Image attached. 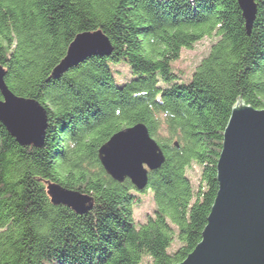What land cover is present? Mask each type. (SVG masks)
I'll return each instance as SVG.
<instances>
[{"label": "trees", "instance_id": "obj_1", "mask_svg": "<svg viewBox=\"0 0 264 264\" xmlns=\"http://www.w3.org/2000/svg\"><path fill=\"white\" fill-rule=\"evenodd\" d=\"M248 33L238 0H0V66L9 88L48 111L43 146L0 121V264H178L196 248L219 191L224 132L240 97L264 109V0ZM114 47L53 77L83 31ZM214 38L183 81L184 48ZM133 75L120 82L117 64ZM0 97H2L0 90ZM145 123L166 160L138 190L103 167L116 131ZM178 142L176 145L175 142ZM200 168L195 185L188 170ZM90 194L79 214L53 204L48 182ZM155 208L135 216L136 191Z\"/></svg>", "mask_w": 264, "mask_h": 264}, {"label": "water", "instance_id": "obj_2", "mask_svg": "<svg viewBox=\"0 0 264 264\" xmlns=\"http://www.w3.org/2000/svg\"><path fill=\"white\" fill-rule=\"evenodd\" d=\"M251 33L257 17L255 0H238ZM111 39L101 29L83 31L70 43L67 54L53 69L58 78L94 55H110ZM0 66V121L21 145L43 146L49 126L44 105L14 93ZM178 145V142H175ZM106 172L115 180L132 181L138 190L149 184V173L166 160L148 126L138 122L116 131L98 151ZM219 191L202 240L178 264H264V109L242 97L233 106L218 161ZM53 204H64L79 214L93 207L90 194L49 181Z\"/></svg>", "mask_w": 264, "mask_h": 264}, {"label": "rangeland", "instance_id": "obj_3", "mask_svg": "<svg viewBox=\"0 0 264 264\" xmlns=\"http://www.w3.org/2000/svg\"><path fill=\"white\" fill-rule=\"evenodd\" d=\"M214 40V38L207 37L197 42L193 48H184L182 50L180 58L174 63V68L183 81L187 82L191 79L193 71L201 59L208 54ZM114 74L119 84L133 77L126 63L117 64L114 67ZM155 139L157 140L156 137ZM188 173L193 183L198 185L200 180V168L194 165L188 170ZM136 193L139 201L135 203V216L139 222H143L147 218V215L151 214L155 208L152 190L148 189L145 192L136 191Z\"/></svg>", "mask_w": 264, "mask_h": 264}, {"label": "bare ground", "instance_id": "obj_4", "mask_svg": "<svg viewBox=\"0 0 264 264\" xmlns=\"http://www.w3.org/2000/svg\"><path fill=\"white\" fill-rule=\"evenodd\" d=\"M114 179V178H113ZM130 179V178H129ZM51 199H52V197H51Z\"/></svg>", "mask_w": 264, "mask_h": 264}]
</instances>
